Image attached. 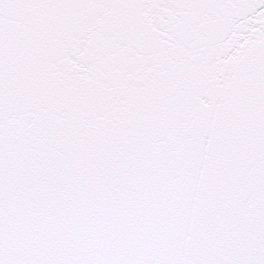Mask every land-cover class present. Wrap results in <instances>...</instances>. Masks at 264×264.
I'll use <instances>...</instances> for the list:
<instances>
[{
	"label": "snow or ice",
	"instance_id": "snow-or-ice-1",
	"mask_svg": "<svg viewBox=\"0 0 264 264\" xmlns=\"http://www.w3.org/2000/svg\"><path fill=\"white\" fill-rule=\"evenodd\" d=\"M0 264H264V0H0Z\"/></svg>",
	"mask_w": 264,
	"mask_h": 264
}]
</instances>
